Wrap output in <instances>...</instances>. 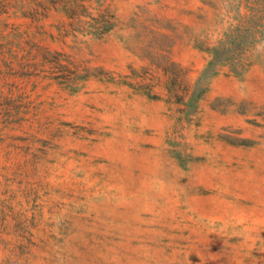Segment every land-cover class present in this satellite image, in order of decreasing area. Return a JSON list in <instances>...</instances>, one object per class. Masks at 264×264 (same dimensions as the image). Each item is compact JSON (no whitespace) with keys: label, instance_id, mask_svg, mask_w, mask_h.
Wrapping results in <instances>:
<instances>
[{"label":"rangeland","instance_id":"obj_1","mask_svg":"<svg viewBox=\"0 0 264 264\" xmlns=\"http://www.w3.org/2000/svg\"><path fill=\"white\" fill-rule=\"evenodd\" d=\"M0 264H264V0H0Z\"/></svg>","mask_w":264,"mask_h":264},{"label":"clouds","instance_id":"obj_2","mask_svg":"<svg viewBox=\"0 0 264 264\" xmlns=\"http://www.w3.org/2000/svg\"><path fill=\"white\" fill-rule=\"evenodd\" d=\"M257 47L259 48V47H261V45H258Z\"/></svg>","mask_w":264,"mask_h":264}]
</instances>
